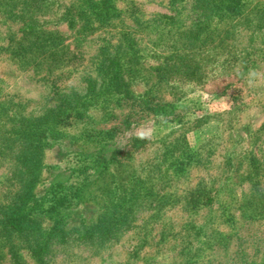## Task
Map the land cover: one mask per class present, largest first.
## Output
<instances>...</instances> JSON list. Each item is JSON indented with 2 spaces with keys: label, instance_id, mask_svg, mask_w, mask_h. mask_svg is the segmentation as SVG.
Returning <instances> with one entry per match:
<instances>
[{
  "label": "rangeland",
  "instance_id": "obj_1",
  "mask_svg": "<svg viewBox=\"0 0 264 264\" xmlns=\"http://www.w3.org/2000/svg\"><path fill=\"white\" fill-rule=\"evenodd\" d=\"M0 264H264V0H0Z\"/></svg>",
  "mask_w": 264,
  "mask_h": 264
},
{
  "label": "trees",
  "instance_id": "obj_2",
  "mask_svg": "<svg viewBox=\"0 0 264 264\" xmlns=\"http://www.w3.org/2000/svg\"><path fill=\"white\" fill-rule=\"evenodd\" d=\"M103 79L106 80V82L108 81V86L113 89L114 87H117L118 85H121V78L120 75L117 74L116 69H113V73H107L106 77H103ZM87 88H88V93H91V95L96 96L98 94H100L98 92V83L97 80L93 77H90L87 80ZM127 90V89H126ZM132 96V95H131ZM127 97L134 99V100H140L135 98L134 96L130 97L127 95ZM173 109H175V106H172ZM176 116H174L175 118ZM178 117V116H177ZM75 121H79V122H84V123H90V125L94 126V118L90 115L87 114V112L83 111L81 112L79 115H77V118L75 119ZM43 132V131H42ZM43 134V133H42ZM38 149H41V146L38 147ZM115 154V152H113V155ZM112 155V156H113ZM116 156L113 157L114 161L116 160ZM98 164H103L105 165V162L108 161V159L104 158V156H101L100 159L98 158ZM112 217V218H111ZM4 227L7 229H10V231L21 235L24 233V227L22 224V221L20 219L17 218H13V217H8L6 218V220L4 221ZM120 219H118V217L116 215L110 216V218L108 219L107 222L102 223L101 225L95 227V229H93V231L88 232L87 235H92L94 233H96V229H99L98 232H101L102 230H105L106 232L113 230L114 226L119 224ZM106 234V233H103ZM46 245H40L39 249H38V253H42L45 250Z\"/></svg>",
  "mask_w": 264,
  "mask_h": 264
},
{
  "label": "clouds",
  "instance_id": "obj_3",
  "mask_svg": "<svg viewBox=\"0 0 264 264\" xmlns=\"http://www.w3.org/2000/svg\"><path fill=\"white\" fill-rule=\"evenodd\" d=\"M257 73L255 72V71H250V73H249V78H248V83L251 85L253 82H254V80H255V78L257 77ZM151 136V132L150 131H147V130H145V131H140L139 133H138V137L140 138V139H146V138H149Z\"/></svg>",
  "mask_w": 264,
  "mask_h": 264
}]
</instances>
